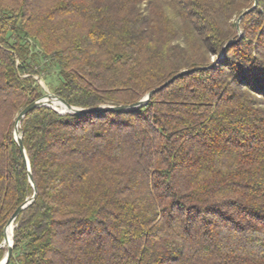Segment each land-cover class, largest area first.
I'll list each match as a JSON object with an SVG mask.
<instances>
[{
    "label": "trees",
    "instance_id": "obj_1",
    "mask_svg": "<svg viewBox=\"0 0 264 264\" xmlns=\"http://www.w3.org/2000/svg\"><path fill=\"white\" fill-rule=\"evenodd\" d=\"M257 1L0 0V263L41 80L8 264H264Z\"/></svg>",
    "mask_w": 264,
    "mask_h": 264
},
{
    "label": "water",
    "instance_id": "obj_2",
    "mask_svg": "<svg viewBox=\"0 0 264 264\" xmlns=\"http://www.w3.org/2000/svg\"><path fill=\"white\" fill-rule=\"evenodd\" d=\"M257 3H258V1L255 0L254 7L251 10L246 11L244 14H242L240 16V18L237 21L238 26H239L242 18L246 14H248L249 12L253 11L257 7ZM160 89H162V88H160ZM160 89H158V90H160ZM158 90H155V91L149 93L141 101H139L138 103L131 105V106H101V107H97V108H93V109H83V108L73 107V106L69 105L66 101L61 99L60 97L56 96L55 94H52L51 92H46L44 97H42L41 99L29 104L24 110H22V112L17 116V119H16L14 136H15V141L18 144V147L20 149V152L22 153V155L25 158V161L27 163L28 170H29V181L34 188V194H33V197L31 199L27 200L21 207L18 208V210L11 217V219L9 220L8 224L5 227V231H4L5 237H4V241H3V245H4L3 247H6V254H5L3 261L0 264H8L10 262L11 257H12V253H13V242H14L13 235H14V229H15V222H16L17 218L20 216V214L35 202L37 195H38V191L34 185L33 176H32V173L30 171L29 160L27 158L26 151H25V148L23 145L22 136L20 135V132H19L20 125L22 124V122L26 118V116L31 111H33L37 108H41V107L51 108L61 115L71 114V115L79 116V115H83V114H87V113H105V112L127 113V112H132L134 110H137V109L145 106L149 102V100L151 99L153 94H155ZM10 226H13L12 243H9V239L7 236V230Z\"/></svg>",
    "mask_w": 264,
    "mask_h": 264
},
{
    "label": "rangeland",
    "instance_id": "obj_3",
    "mask_svg": "<svg viewBox=\"0 0 264 264\" xmlns=\"http://www.w3.org/2000/svg\"><path fill=\"white\" fill-rule=\"evenodd\" d=\"M37 79V78H36ZM50 82H52V84H56L55 82H56V80H55V77L53 76V74L52 75H50V77H49V79H48ZM39 83H40V85L44 88V90L46 91V92H50L49 91V87L47 86V84L44 82V81H39ZM4 245H2V247H3ZM4 248H6V247H4Z\"/></svg>",
    "mask_w": 264,
    "mask_h": 264
},
{
    "label": "bare ground",
    "instance_id": "obj_4",
    "mask_svg": "<svg viewBox=\"0 0 264 264\" xmlns=\"http://www.w3.org/2000/svg\"><path fill=\"white\" fill-rule=\"evenodd\" d=\"M12 232H13V226H10L8 228V230H7V236H8V239H9V243H12Z\"/></svg>",
    "mask_w": 264,
    "mask_h": 264
}]
</instances>
